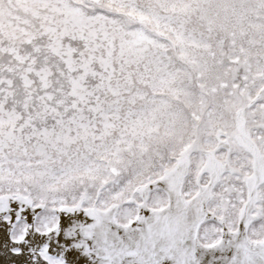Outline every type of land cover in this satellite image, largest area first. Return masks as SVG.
I'll return each mask as SVG.
<instances>
[{"label": "snow or ice", "instance_id": "6c2138e0", "mask_svg": "<svg viewBox=\"0 0 264 264\" xmlns=\"http://www.w3.org/2000/svg\"><path fill=\"white\" fill-rule=\"evenodd\" d=\"M6 264H264V0H0Z\"/></svg>", "mask_w": 264, "mask_h": 264}, {"label": "bare ground", "instance_id": "6f19581e", "mask_svg": "<svg viewBox=\"0 0 264 264\" xmlns=\"http://www.w3.org/2000/svg\"><path fill=\"white\" fill-rule=\"evenodd\" d=\"M3 244V240H0V245H2ZM2 251H3V249L2 248H0V264H6V262L8 261V257H6V256H3L2 255ZM2 261H4V262H2Z\"/></svg>", "mask_w": 264, "mask_h": 264}, {"label": "rangeland", "instance_id": "374dc122", "mask_svg": "<svg viewBox=\"0 0 264 264\" xmlns=\"http://www.w3.org/2000/svg\"><path fill=\"white\" fill-rule=\"evenodd\" d=\"M1 257V256H0ZM2 262H4V261H2Z\"/></svg>", "mask_w": 264, "mask_h": 264}]
</instances>
